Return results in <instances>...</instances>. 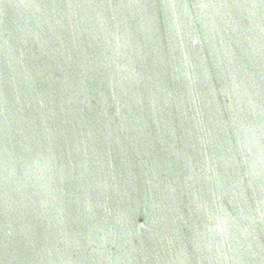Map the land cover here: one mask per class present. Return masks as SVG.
Masks as SVG:
<instances>
[{
    "label": "water",
    "instance_id": "1",
    "mask_svg": "<svg viewBox=\"0 0 264 264\" xmlns=\"http://www.w3.org/2000/svg\"><path fill=\"white\" fill-rule=\"evenodd\" d=\"M0 264H264V0H0Z\"/></svg>",
    "mask_w": 264,
    "mask_h": 264
}]
</instances>
